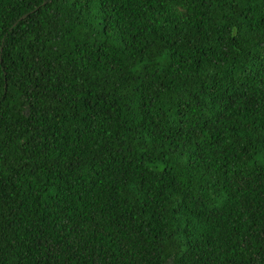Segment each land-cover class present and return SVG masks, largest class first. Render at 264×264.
Masks as SVG:
<instances>
[{"label":"trees","instance_id":"16d2710c","mask_svg":"<svg viewBox=\"0 0 264 264\" xmlns=\"http://www.w3.org/2000/svg\"><path fill=\"white\" fill-rule=\"evenodd\" d=\"M0 264H264V0H0Z\"/></svg>","mask_w":264,"mask_h":264}]
</instances>
